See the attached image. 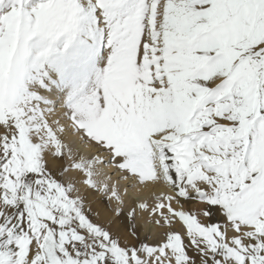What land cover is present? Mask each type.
<instances>
[{
	"label": "snow or ice",
	"instance_id": "1",
	"mask_svg": "<svg viewBox=\"0 0 264 264\" xmlns=\"http://www.w3.org/2000/svg\"><path fill=\"white\" fill-rule=\"evenodd\" d=\"M0 264H264V0H0Z\"/></svg>",
	"mask_w": 264,
	"mask_h": 264
},
{
	"label": "rangeland",
	"instance_id": "2",
	"mask_svg": "<svg viewBox=\"0 0 264 264\" xmlns=\"http://www.w3.org/2000/svg\"><path fill=\"white\" fill-rule=\"evenodd\" d=\"M94 66V67H93ZM101 67V70H100V72L103 70V66H102V63H101V61H100V58H99V56L97 55L96 57H94L91 61H89L87 64H86V68L88 67H92V68H98V67ZM92 72H93V70H92ZM92 72H90V76L91 77H89L86 81H85V83H84V86H85V90H88V89H90L91 88V86L94 84V79L95 78H92ZM100 72H98V74L100 73ZM97 74V75H98ZM95 77V76H94Z\"/></svg>",
	"mask_w": 264,
	"mask_h": 264
},
{
	"label": "bare ground",
	"instance_id": "3",
	"mask_svg": "<svg viewBox=\"0 0 264 264\" xmlns=\"http://www.w3.org/2000/svg\"><path fill=\"white\" fill-rule=\"evenodd\" d=\"M103 66V65H102ZM94 67V66H93ZM92 70H93V72H92ZM100 70H101V67L99 66L98 68H92V67H87L86 68V66H85V68H84V73H85V77H86V79H85V81L89 78V77H91L90 76V72H92V78H96V76H97V74H98V72H100ZM95 76V77H94ZM95 80V79H94ZM85 81H84V83H85ZM65 91H66V89H65ZM143 195H146V193H144Z\"/></svg>",
	"mask_w": 264,
	"mask_h": 264
}]
</instances>
